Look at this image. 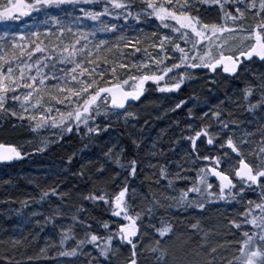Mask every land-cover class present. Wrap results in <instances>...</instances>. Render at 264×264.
Here are the masks:
<instances>
[{"label": "snow or ice", "instance_id": "obj_1", "mask_svg": "<svg viewBox=\"0 0 264 264\" xmlns=\"http://www.w3.org/2000/svg\"><path fill=\"white\" fill-rule=\"evenodd\" d=\"M205 5L218 7V20L201 16ZM34 14L45 20L25 25L24 31L12 26ZM149 18L158 21L155 31L128 34L135 31L133 21ZM0 24V118H14L33 134L46 132L33 151L78 134L79 147L67 155L65 172L86 186L62 188L64 180L36 184L38 195L19 200L15 212L45 203L49 211L32 210V229L0 236V264L49 255L79 264H142L145 251L154 258L152 264H162L168 255L162 239L182 227L194 230L199 243L190 259L175 264H264V0H0ZM117 32L115 42H96L98 33ZM221 76L243 87L221 92ZM198 81L209 95L218 94L215 103L205 101L207 111L188 109L184 127L190 134L184 139L190 148L175 162L177 170L152 162L167 151L160 144L167 134L162 129L145 150L147 167L156 170L145 174L147 191L132 186L143 135L125 131L104 141L103 134L117 125H139L143 134L159 118L151 110L157 102L146 93L180 92L199 87ZM192 97L199 98L195 91ZM186 105L180 99L168 111ZM90 146L99 147L95 159L85 155ZM24 155L17 145L0 142V161ZM189 171L195 174H184ZM180 180L183 186L177 185ZM52 197L60 202L50 203ZM0 202L16 201L7 195ZM87 203L102 204L112 219L88 215ZM214 206L224 211L205 217ZM49 225L55 231L30 254ZM144 227L158 234L150 244H143ZM143 264H149L147 258Z\"/></svg>", "mask_w": 264, "mask_h": 264}, {"label": "trees", "instance_id": "obj_2", "mask_svg": "<svg viewBox=\"0 0 264 264\" xmlns=\"http://www.w3.org/2000/svg\"><path fill=\"white\" fill-rule=\"evenodd\" d=\"M6 2V0H2ZM51 15H61L59 10H50ZM200 14L202 17L211 18L216 15L217 18L220 16V12L217 6L215 5H205L200 9ZM105 19H113L105 17ZM45 17L43 14L30 19L29 17H23L21 21H16L12 25L14 28H18L20 31L25 30V25L31 26L33 23L44 21ZM115 22V21H114ZM91 23V22H89ZM120 24H125L123 20L119 21ZM49 27H53L51 23L48 24ZM158 26V21H155L154 18H149L148 20L143 21H133L132 27L135 31L128 33L129 35H136L137 33L147 34L155 31ZM33 31L36 29L33 28ZM4 31V25L0 24V33ZM167 31V30H165ZM120 35L117 32L115 35L112 33H98L96 37V42L100 39L107 40L109 42H115L116 38ZM151 51V49H150ZM138 56L140 54H137ZM206 73H201L203 77ZM220 79V77H218ZM222 83L219 86L221 92L225 89H233L236 86L243 87V84L239 81H233L231 79L221 78ZM196 85L183 87L180 92L170 93L173 96V101L176 104L180 99H185L187 101L186 106H182L180 109H176L175 112L167 111L162 116L158 115L152 120V126L150 129L144 131L141 134L137 129L127 128L124 129L120 125H117L115 128L110 130L108 133L103 134V140L107 141L110 138H117L121 132H135L137 136L143 135L144 144L142 145V150L140 156L142 157L140 170L138 175L135 178H130V183L134 187H139L142 191H147L149 181L145 180V174L156 171L155 169H150L147 167L149 158L145 156V150L150 145L152 140L157 138V134L165 129L167 134L163 137V141L160 142L167 151L163 156H157L152 158V162L155 163L159 161L161 164H168L170 171H176V161H181L184 157V154L189 150L190 145L187 140L184 139L185 136L190 134V131L184 127L185 123L189 121L190 118L187 117L186 113L189 108H192L194 111L203 109L207 111L205 106V101L209 105L216 102V95L218 93H213L212 95L208 94V90L202 86V81H198ZM149 87H152L151 82H149ZM155 92V90H153ZM193 91L196 92L197 98L192 97ZM175 106V105H174ZM176 121L180 123L177 125ZM0 125L3 127L0 128V142L2 143H11L15 144L21 148L22 152L28 153L20 158H17L9 165H0V201H3L7 195H11L16 202L12 204H5L0 202V236L5 234L21 233L26 230L33 228L32 223L30 222V212L32 210H39L47 212L49 211V203L43 205L32 204L27 210H23L21 213H16L15 209L20 207L18 203L19 200L23 199L28 195H38V189L36 184H40L41 187L47 185H53L54 182H59L64 180L65 185L69 189L73 185H77L80 189H85V183L81 181L78 177L73 178L70 173L65 172V166L67 165V155L70 154L72 150L79 147L80 141L78 134L71 133L67 134L65 140L60 144H51L45 151H33L35 148L34 140L39 138V135L42 134V138L47 135L46 132H41L33 134L27 126H21L16 122L14 118H0ZM15 125V127H12ZM183 129V131H182ZM6 131L5 133L1 132ZM49 139H52L51 136H48ZM124 142L128 143V137L125 135L123 137ZM169 141H176L175 143H169ZM87 157L95 159L99 155V147L90 146L87 150ZM172 161V163H168ZM75 170V165L72 166ZM185 167H192L191 165L185 164ZM185 175L192 176L194 172L184 173ZM12 180L11 184H5L4 181ZM30 181H35V183H30ZM167 181L161 179V184H166ZM178 186H183L184 181L180 180L176 182ZM251 195V194H250ZM57 197H52L50 203H59ZM90 208L88 215H95L99 219H112L111 214L104 210V206L101 204L99 207H92L90 203L86 204ZM11 209V211H9ZM67 210V209H65ZM201 210H197L199 213ZM217 211H224L223 207H212L208 208L204 213L205 217L214 218ZM187 215V214H185ZM93 225V229H96L98 226L93 221H89ZM156 223V221H152ZM190 222H194L190 221ZM148 223L147 218H145V225ZM157 226H159L157 224ZM142 230L146 231L148 235L145 236L143 244H150L152 242L153 235L158 237V234H154L153 229L144 227ZM55 230L52 229L51 225L45 228L44 231L39 233L37 241L32 246V251L30 254L35 255L39 247H43L46 241V238L51 235ZM77 232L82 233L81 228L76 229ZM102 232L103 230L100 229ZM194 230L181 228L175 236H172L170 239H162L161 247L167 250L168 255L162 259L167 261V264H175L176 260L186 261L191 258V253L196 249V245L199 243V238L195 235H192ZM239 233H237V236ZM232 239V237H229ZM88 247H91L90 245ZM3 249H0V254H2ZM145 258L148 259L149 264H152L154 259L150 253L145 251L141 256V262L145 261ZM19 260L20 257L18 256ZM21 264H79V261H74L73 258H56L53 259L51 255L48 257L41 256L39 260L22 261Z\"/></svg>", "mask_w": 264, "mask_h": 264}, {"label": "rangeland", "instance_id": "obj_3", "mask_svg": "<svg viewBox=\"0 0 264 264\" xmlns=\"http://www.w3.org/2000/svg\"><path fill=\"white\" fill-rule=\"evenodd\" d=\"M204 18V17H203ZM206 21H216L218 20L217 16L214 15L211 18H204ZM254 23V21L249 17L247 21V25H251ZM146 97L151 98L152 100H155L157 102V107H153L151 110L154 113V116H162L165 112L168 111V109L174 107V99L173 96L170 93H160V92H154L153 90L146 93ZM143 99V98H142ZM131 128V127H129ZM6 131H2L1 133H5ZM42 134L39 135V138L34 140V143H36L34 146L37 147L39 145L40 140L42 139Z\"/></svg>", "mask_w": 264, "mask_h": 264}, {"label": "water", "instance_id": "obj_4", "mask_svg": "<svg viewBox=\"0 0 264 264\" xmlns=\"http://www.w3.org/2000/svg\"><path fill=\"white\" fill-rule=\"evenodd\" d=\"M14 160V159H13ZM13 160L12 161H0V165H8V164H10L11 162H13Z\"/></svg>", "mask_w": 264, "mask_h": 264}, {"label": "flooded vegetation", "instance_id": "obj_5", "mask_svg": "<svg viewBox=\"0 0 264 264\" xmlns=\"http://www.w3.org/2000/svg\"><path fill=\"white\" fill-rule=\"evenodd\" d=\"M223 78L222 76L220 77V79Z\"/></svg>", "mask_w": 264, "mask_h": 264}]
</instances>
